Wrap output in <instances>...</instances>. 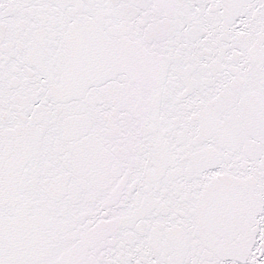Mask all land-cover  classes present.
Segmentation results:
<instances>
[{"label": "snow or ice", "instance_id": "snow-or-ice-1", "mask_svg": "<svg viewBox=\"0 0 264 264\" xmlns=\"http://www.w3.org/2000/svg\"><path fill=\"white\" fill-rule=\"evenodd\" d=\"M0 264H264V0H0Z\"/></svg>", "mask_w": 264, "mask_h": 264}]
</instances>
